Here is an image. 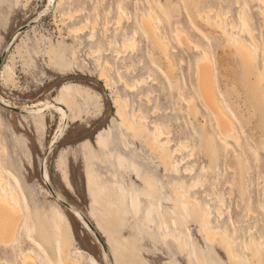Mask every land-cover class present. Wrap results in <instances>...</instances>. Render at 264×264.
Masks as SVG:
<instances>
[{
	"label": "rangeland",
	"instance_id": "obj_1",
	"mask_svg": "<svg viewBox=\"0 0 264 264\" xmlns=\"http://www.w3.org/2000/svg\"><path fill=\"white\" fill-rule=\"evenodd\" d=\"M246 1L254 35L260 44V50L258 47V51L255 50L257 65L249 72L233 49L225 46L219 32L197 16L208 10L212 16L216 11L226 12L225 20L239 27L236 0H151L162 18L158 35L167 40L171 62L151 43L142 28L140 16L148 9L146 0H66L39 18L48 0H0V57L3 54L0 96L11 106L28 111L35 109L31 108L33 105L44 108L43 104L54 102L61 90L76 102V106L69 105L74 121L68 123L55 143L53 137L60 123L56 110L48 106L40 118L37 114H24L0 106V163L7 174L17 179V185L12 179L10 184L21 195L22 209L16 241L10 246L0 243V262L22 264L19 254L33 250L41 254L42 264H62L59 252L62 232H65L70 254L78 264H106L103 246L95 233L61 201L79 210L97 229L113 264L115 257L122 258V245L139 257L141 264L145 261L148 264H198L196 248L211 264H256L248 248L250 237L261 243L264 260V34L258 10L264 5L256 0ZM120 2L125 14L117 25ZM185 3L188 10H185ZM61 11H77L78 15L71 16L70 20L61 17ZM94 19L93 38L89 23ZM106 20L107 28L104 27ZM177 20L191 36L189 47L181 45L175 37L173 25ZM84 24L87 27L81 32L68 30V27ZM234 33L240 34L238 28ZM240 36L245 37L244 34ZM130 37L134 39V46L125 49L122 41ZM50 44L58 53L52 60L46 53ZM194 44L199 45V50H208L215 59L218 98L240 135L245 154L233 142L216 135L214 120L202 109L199 100L194 101L199 108L194 117V111L188 115L187 106L178 97L179 90L187 97L193 96L195 62L201 54L194 51ZM105 60L109 62L110 86L99 79ZM260 72L261 80L258 79ZM119 74L128 84H135V88L127 90ZM116 93L128 100L129 114L138 113L140 109L139 113L147 116L148 128L152 120L162 123L169 131L172 148L180 141L188 143L183 155L191 151L193 155L179 164V169L193 164V174L182 177L181 171L174 173L172 166L164 169L143 141L118 125L113 104ZM146 93L149 99L144 98ZM153 106L158 107L154 113ZM201 115L206 116V123ZM97 136H103L107 149L96 144ZM119 152L155 179L159 192H154L152 199L160 215L169 208L162 202L166 199L159 195L160 191L166 194L169 181L183 179L186 187L199 178L198 186L188 190L189 195L210 208L213 228L227 229L237 258L230 259L223 245L207 241L200 230L202 221L192 216L185 206V217L177 214L181 225L168 224V229L183 231L186 235L192 252L191 262H188V253L178 252L172 241L168 240V246L164 247L158 231L143 225L144 211L148 209L152 210L154 222L158 221L149 200L141 199L139 189L144 188L143 180H136L130 167L117 166L115 156ZM109 153L112 156H106ZM44 165L47 178L41 177L40 168L44 169ZM88 174L103 189L102 198H108L118 207L123 205L110 188L113 182L124 185L128 196L133 191L140 201L141 211L134 213L127 196L124 205L127 213L120 215L124 228L121 234L120 229L118 231L119 240L107 242L106 232L98 226L103 210L99 206H95V212L92 210ZM217 208L221 215H217ZM176 212L173 209L171 216ZM148 233L154 235L158 246V251L152 255L144 250L151 247Z\"/></svg>",
	"mask_w": 264,
	"mask_h": 264
},
{
	"label": "bare ground",
	"instance_id": "obj_2",
	"mask_svg": "<svg viewBox=\"0 0 264 264\" xmlns=\"http://www.w3.org/2000/svg\"><path fill=\"white\" fill-rule=\"evenodd\" d=\"M48 1L49 2L47 6L43 10H41L42 12L39 13L37 18H39L43 14L45 15V13H47L51 8L56 7L57 9L58 5H61L66 2V0H48ZM256 1L264 5V0H256ZM236 2L238 5V0H236ZM146 3L148 9L147 11L142 12L140 16V23L142 25V28L149 37L151 43L159 47L161 51L165 54L167 61L171 62V57L167 51V47H168L167 40L164 37L158 35L160 27L163 24L158 8H156L157 6L153 4L151 0H146ZM186 5L187 4L185 3V8L188 6ZM238 7L239 10L237 12V18H238L239 27H237V25L234 22H227L225 20L226 12L222 13L220 11H216L212 16L211 10H208V11H204V13L202 14L198 13L197 16L200 17V19L206 25L212 26L215 31L219 32V35L222 36L225 40V46H227L231 50L233 49L235 55H237L240 58L242 66L245 68L246 71L249 72L252 71L255 65H257L256 63L257 52L255 53V50L257 49V47L259 49L260 44L257 42V39L254 35L255 28L253 27V24L250 21V19H252V16L249 14L248 10L246 9L247 1L241 0ZM118 10L120 14L117 17L116 23L117 25H120L122 21L121 15L123 16L125 14L121 2L118 4ZM185 10L188 9L186 8ZM258 10H259V15L262 18V23H263L262 30L264 34V8L260 7ZM75 15H78L77 11H74L72 13L63 12V11L60 12L61 17L66 16V18L68 19L70 18V20H72L73 19L72 17ZM89 24H90L89 28L91 31L90 36H93L96 28V20L95 19L92 20V22H90ZM86 27L87 24H84L83 26H78V27H68L69 28L68 30L71 32H81L82 30H84L83 28ZM104 27L105 28L108 27L107 20L105 22ZM237 28L240 34H244L245 37H241L240 34L237 33L238 35H236L234 33V31ZM138 30L140 29L138 28ZM173 31L175 32L176 35L175 37L177 41L181 45H185L186 47H189V45L192 42L190 39L191 36L190 37L188 36L186 30L181 25V21L177 20L174 23ZM136 32L137 29L134 31V35H136L135 34ZM203 36L205 38L207 37V35H203ZM122 46L125 49L127 46L133 47L134 46L133 37L124 39L122 41ZM192 48H194V51L201 52V54L199 55V57L195 62L194 75H195L196 83L193 88V96L187 97L185 96L182 90H179L178 97L187 106L186 112L188 115H191L192 110L194 111L193 114L194 117L197 116L199 113V108L197 106L198 103L196 102L195 105L194 101L199 100V105L202 107V109L205 112L208 111L214 120V123L217 128L216 135L217 134L220 135V137L226 141L233 142L234 145L239 147L240 151L243 154H245V151L243 150V147L241 145L240 135L234 128L233 121L222 108L218 98V94H217L218 83H217L215 59L211 57L208 50L202 48L199 50L198 48L200 47L197 44L192 45ZM46 53L48 54L50 60L58 56V53H56V48L53 44L49 45ZM118 53H120V51H118ZM108 69H109V62L105 60L103 65L101 66L99 79L103 80L104 85L110 86L112 80H111V76L109 75ZM262 72H260L258 76V79L260 80L261 77L263 78V76H261ZM118 78L121 82H123V85L124 87H126L127 90L131 91L135 88L134 86L135 84H128L122 74H119ZM144 95H145L144 98L149 99L148 93ZM0 103L6 104V106L7 105L11 106L9 101L5 100L1 96H0ZM70 103H73V105L76 106V102L73 100V97L70 96L65 91L61 90L54 102H50L42 105L44 106V108H40L39 105L31 106V108H35V109H32L30 111L25 110L20 106H16L15 108H18L20 110V113H24V114L30 113L34 115L37 114L40 118L44 116V111L46 107L49 106L50 108L56 110L60 114L59 116L60 123L53 137V142L55 143V141H58V138L62 136L64 131L69 126L68 123L70 121L71 122L74 121L73 116L69 113ZM113 104L116 107V114L119 118L118 125L124 127L127 131H129L132 137L134 138L138 137L141 140V142L143 141L144 144L147 146L148 150L156 156L157 161L160 163L161 166H163L164 169L167 168V165L172 166V170L174 171V173L178 174L181 171L182 177H185L189 174L190 175L193 174L192 173L194 170L193 164L183 166L182 170L179 169V164L185 163L187 157L190 158L193 155L192 151L189 154L183 155L182 151L185 149L188 150V146H189L186 141H180L178 142V144H175L174 147L172 148L170 146L171 139L169 138L170 135L169 131L163 127L162 123L152 120L150 122L151 128H148L147 116L144 114H140L139 113L141 112L140 109L137 110L138 113L132 111L131 114H129L128 100L123 98L118 93H116L115 96L113 97ZM157 109H158L157 106H153L152 113H154ZM201 116L206 123V116L204 115ZM121 133L123 132L121 131ZM214 143L215 142L210 140V144L214 145ZM96 144L101 148H103L104 150L108 148V144L103 138V136H97ZM125 145L128 144L125 143ZM125 145L124 148H126ZM177 155H179L180 157L176 158ZM106 156H112V153L106 154ZM115 160L117 166L121 168L130 167L134 175H136L135 177L136 180L138 181L143 180L144 188L139 189L141 199H145V200L148 199L150 205L154 210H156V214L158 215V221L156 223L152 218V210L151 209L145 210L143 225H145V228L149 230L158 231L160 240L164 243V247L168 246V240L170 242L172 241L178 252L182 254L188 253V257L187 256L186 257L188 259V262H191L192 259H190V257L192 252L189 243L187 241L186 235L182 233L183 231L182 232L176 230L173 231L172 229L171 230L168 229V224H172V225L174 224L176 226L181 225V222H178L179 216L177 214H180V217L181 216L185 217V213L183 212V206H185L187 211L192 216L194 217L197 216L202 221V226L200 230L204 238L209 242H214V243L217 242L218 244L223 245L230 259L237 258L234 248V243L230 239V236L227 234V229L223 228L222 230H219L213 228L210 220L211 219L210 208L206 204H202L199 199L192 198L189 195L188 190L189 189L193 190L194 187H196V185L198 186L197 183L199 182V178H196L197 180L195 182L192 181L191 183L187 184L186 187L182 184L184 182L183 179L179 181H174V183L173 181H169L166 194L163 195L161 191L159 193L160 196L166 199L165 201L162 202L168 205L169 208H166L165 211L162 213V215H160L159 210L157 209V206L154 205V200L152 199L153 193L159 192V188L156 185L155 179L152 178V175H149L148 173L139 170V167L134 162L127 161L124 155L120 152L117 153V155L115 156ZM4 170L5 169L2 167L0 163V243L3 246H10L12 245L13 242L16 241L17 238V231L20 222V213H22L21 195L17 190V188L10 184V179H12L13 182L17 185V179L7 174ZM41 177L47 178V170L45 169V165ZM45 182H47V180H45ZM240 182L241 181H239V183ZM87 184L93 202L92 210L95 212V206H99L103 210L100 212L99 215L100 218V222H98L99 228L102 231L106 232L107 242H111L112 239L119 240L120 237L118 235V231L120 229L119 234H121V229L124 228L123 218H121L120 215L121 214L125 215L127 213L124 205H126L127 203L128 194L126 193L123 187L124 185L122 184L120 185V183L113 182L110 186V188H112L113 191L116 193L118 197V201L121 203V205H123V207L121 208L118 207V205L115 204L114 202L109 201L108 198H102V196H104V191L101 187H99V184L96 181V179L90 174L87 175ZM238 187L241 186L239 185ZM128 197H129L128 202L130 203V206L134 210V213L141 211L140 201L138 200V197L135 196V193L133 191H130ZM71 207L73 208L72 212L74 216L78 220H80V222L84 223V225L86 224L88 226L81 212L72 205ZM173 209H175L177 212L172 217L171 214ZM216 212L217 215H221L220 210L218 208L216 209ZM147 237L149 238L150 241L151 240L154 241V235L152 233H148ZM249 241L250 242H248V248H250L251 250V257L253 258L254 262L256 264H264L263 252L261 250V243L257 239H255V237H250ZM102 252L106 264H113L111 262L108 253L106 251H105L106 253L104 251ZM121 254H122V258L115 257V261H114L115 264H141L140 258L137 256H133L131 254V250L126 248V246L124 245L121 246ZM19 256L22 264H42L39 261L41 256L39 252H34L33 250H31V251L21 252ZM195 258L198 264H211L208 263V261H206L204 257H202V255L199 253L197 248L195 249ZM59 259L62 264H78L76 259L70 254L68 248V238L65 232H62ZM165 262L169 263V261H165ZM0 264H5V263L0 262Z\"/></svg>",
	"mask_w": 264,
	"mask_h": 264
},
{
	"label": "water",
	"instance_id": "obj_3",
	"mask_svg": "<svg viewBox=\"0 0 264 264\" xmlns=\"http://www.w3.org/2000/svg\"><path fill=\"white\" fill-rule=\"evenodd\" d=\"M2 58H3V54H2V56L0 57V65H1V62H2ZM0 106H2V107H4V108H8V109H12V110H15V111H17V112H20V110L18 109V108H15V107H12V106H6V105H4V104H2V103H0ZM40 171H41V175H42V173H43V168H42V166H41V168H40ZM66 207H68L70 210H72L73 211V208L71 207V205H69L68 203H66L65 201H61ZM84 218V220L87 222V224H88V226L91 228V230L95 233V235H96V237L98 238V240H99V242L101 243V245L103 246V250L104 251H107V249H106V247H105V245H104V242H103V240L101 239V237L99 236V234L95 231V229L93 228V226L89 223V221L85 218V217H83Z\"/></svg>",
	"mask_w": 264,
	"mask_h": 264
},
{
	"label": "snow or ice",
	"instance_id": "obj_4",
	"mask_svg": "<svg viewBox=\"0 0 264 264\" xmlns=\"http://www.w3.org/2000/svg\"><path fill=\"white\" fill-rule=\"evenodd\" d=\"M150 245H151L150 248H148V249H144V250L147 251V252L149 253V255H152V254H154L156 251H158V246H157V244H156L155 241H150ZM144 264H148V262L145 261Z\"/></svg>",
	"mask_w": 264,
	"mask_h": 264
}]
</instances>
